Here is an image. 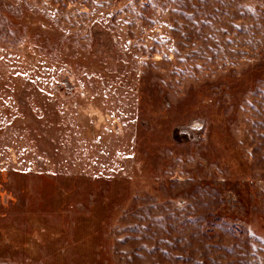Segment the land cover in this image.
<instances>
[{
    "label": "rangeland",
    "instance_id": "obj_1",
    "mask_svg": "<svg viewBox=\"0 0 264 264\" xmlns=\"http://www.w3.org/2000/svg\"><path fill=\"white\" fill-rule=\"evenodd\" d=\"M0 264H264V0H0Z\"/></svg>",
    "mask_w": 264,
    "mask_h": 264
}]
</instances>
